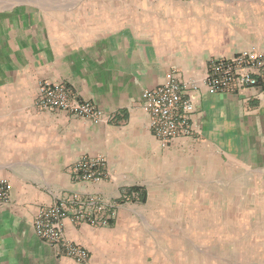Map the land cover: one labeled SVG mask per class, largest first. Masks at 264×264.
<instances>
[{"label":"crops","instance_id":"1","mask_svg":"<svg viewBox=\"0 0 264 264\" xmlns=\"http://www.w3.org/2000/svg\"><path fill=\"white\" fill-rule=\"evenodd\" d=\"M242 52H264V0H0V264H264V85L202 84ZM171 74L198 85L200 135L162 147L142 93ZM43 81L101 118L37 105ZM93 157L111 178L72 170ZM62 195L103 206L101 223L63 221L83 261L34 231Z\"/></svg>","mask_w":264,"mask_h":264},{"label":"built area","instance_id":"2","mask_svg":"<svg viewBox=\"0 0 264 264\" xmlns=\"http://www.w3.org/2000/svg\"><path fill=\"white\" fill-rule=\"evenodd\" d=\"M202 84L209 92L235 93L245 88L264 85V52H242L230 58H211L206 67ZM194 90L197 83L189 85L180 82L171 74L167 80L142 93L143 107L149 115L150 128L160 146L166 147L178 137H199L191 123L192 96L187 89ZM37 105L43 108H57L72 115L98 121L102 113L92 103L82 101L64 84L43 81L38 85ZM80 179L90 182L104 181L110 174L105 161L100 157L83 158L72 167ZM9 184L0 181V203L8 197ZM75 196L62 195L51 206L40 209L34 220L36 236L46 243L57 246L66 254L85 260L87 252L77 244L64 238L63 221L73 223L86 221L101 223V203L88 198L85 203L76 202Z\"/></svg>","mask_w":264,"mask_h":264},{"label":"rangeland","instance_id":"3","mask_svg":"<svg viewBox=\"0 0 264 264\" xmlns=\"http://www.w3.org/2000/svg\"><path fill=\"white\" fill-rule=\"evenodd\" d=\"M109 178H111V173L109 174V176H108L104 181L108 180ZM254 247H255V246H254ZM238 249H244V246H243V245H240V246L238 247ZM254 261H255V259H254Z\"/></svg>","mask_w":264,"mask_h":264}]
</instances>
